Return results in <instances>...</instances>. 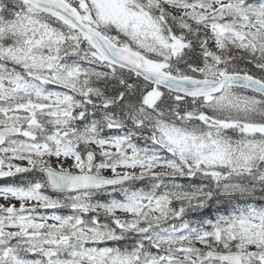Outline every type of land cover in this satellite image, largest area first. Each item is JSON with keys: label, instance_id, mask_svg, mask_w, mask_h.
Returning a JSON list of instances; mask_svg holds the SVG:
<instances>
[{"label": "snow or ice", "instance_id": "6c2138e0", "mask_svg": "<svg viewBox=\"0 0 264 264\" xmlns=\"http://www.w3.org/2000/svg\"><path fill=\"white\" fill-rule=\"evenodd\" d=\"M9 178L0 264H264V0H0Z\"/></svg>", "mask_w": 264, "mask_h": 264}, {"label": "rangeland", "instance_id": "374dc122", "mask_svg": "<svg viewBox=\"0 0 264 264\" xmlns=\"http://www.w3.org/2000/svg\"><path fill=\"white\" fill-rule=\"evenodd\" d=\"M105 174H107V173H105ZM3 202H4V201H3L2 199H0V203H3ZM68 211H69V210L65 209V210L62 211V214H66ZM198 246H199V245H198Z\"/></svg>", "mask_w": 264, "mask_h": 264}, {"label": "trees", "instance_id": "16d2710c", "mask_svg": "<svg viewBox=\"0 0 264 264\" xmlns=\"http://www.w3.org/2000/svg\"><path fill=\"white\" fill-rule=\"evenodd\" d=\"M10 182H12V181H10ZM13 183V182H12Z\"/></svg>", "mask_w": 264, "mask_h": 264}]
</instances>
